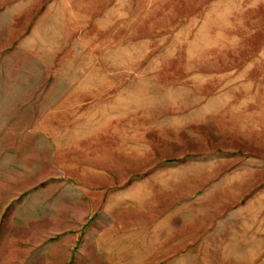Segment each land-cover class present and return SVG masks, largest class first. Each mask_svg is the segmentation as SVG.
Returning <instances> with one entry per match:
<instances>
[{"label":"rangeland","instance_id":"rangeland-1","mask_svg":"<svg viewBox=\"0 0 264 264\" xmlns=\"http://www.w3.org/2000/svg\"><path fill=\"white\" fill-rule=\"evenodd\" d=\"M0 264H264V0H0Z\"/></svg>","mask_w":264,"mask_h":264}]
</instances>
